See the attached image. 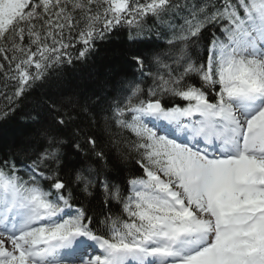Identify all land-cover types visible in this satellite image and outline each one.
<instances>
[{
    "label": "snow or ice",
    "instance_id": "1",
    "mask_svg": "<svg viewBox=\"0 0 264 264\" xmlns=\"http://www.w3.org/2000/svg\"><path fill=\"white\" fill-rule=\"evenodd\" d=\"M0 61V264H264V0H0Z\"/></svg>",
    "mask_w": 264,
    "mask_h": 264
},
{
    "label": "trees",
    "instance_id": "2",
    "mask_svg": "<svg viewBox=\"0 0 264 264\" xmlns=\"http://www.w3.org/2000/svg\"><path fill=\"white\" fill-rule=\"evenodd\" d=\"M131 50L132 43L127 39V32L114 31L109 34L108 40L97 42V51L86 64L74 63L60 70L63 80L60 91L67 98L76 95L77 99H81L82 102L79 95L80 90L91 88L94 81L103 79L110 71L114 72L124 68L125 60L130 57ZM25 111L27 109L16 112L8 127H23L22 118ZM127 169H131L136 175L141 174V170L135 165L134 158L126 162V170L121 175H128ZM91 206L96 208L97 202L93 201Z\"/></svg>",
    "mask_w": 264,
    "mask_h": 264
}]
</instances>
